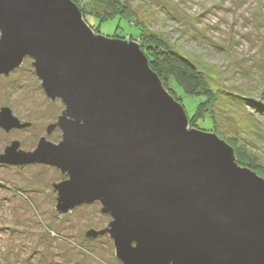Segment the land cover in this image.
<instances>
[{"label": "water", "instance_id": "95a60500", "mask_svg": "<svg viewBox=\"0 0 264 264\" xmlns=\"http://www.w3.org/2000/svg\"><path fill=\"white\" fill-rule=\"evenodd\" d=\"M32 59L44 94L64 108L31 151L0 163H46L56 208L99 201L100 231L123 264H264V179L214 132L188 123L136 41L93 31L73 0H0V73ZM0 109V127H23Z\"/></svg>", "mask_w": 264, "mask_h": 264}, {"label": "rangeland", "instance_id": "374dc122", "mask_svg": "<svg viewBox=\"0 0 264 264\" xmlns=\"http://www.w3.org/2000/svg\"><path fill=\"white\" fill-rule=\"evenodd\" d=\"M76 1L93 31L138 42L141 28L194 64L207 99L178 87L181 99L174 97L189 125L214 132L233 148L235 159L234 147L264 174V0H118L126 4L129 24L116 15L103 21L89 16L94 10L113 14L111 0ZM3 107L25 125L0 127V154L14 141L23 151L42 138L60 141L59 128H47L64 106L44 94L30 57L0 73ZM66 178L46 163L0 164V264H123L108 233L89 234L111 220L99 201L56 208L53 184Z\"/></svg>", "mask_w": 264, "mask_h": 264}, {"label": "trees", "instance_id": "16d2710c", "mask_svg": "<svg viewBox=\"0 0 264 264\" xmlns=\"http://www.w3.org/2000/svg\"><path fill=\"white\" fill-rule=\"evenodd\" d=\"M73 1L78 6L77 1ZM111 6H113V14L104 13L100 14L99 16L98 12L94 10L95 13L93 12V14L91 13L89 16L93 18L97 17L99 21H103L109 18H114V16L116 15L123 19L125 22H128V24L131 22L129 21L128 14H126V4H124V2L118 0H111ZM80 11L82 12L81 9ZM85 13L89 14L90 12ZM84 19L87 22V14H85ZM134 24L133 25L135 27L139 25L138 22ZM137 29L139 30V35L136 36L134 39L138 41L137 43L139 44V47L143 50V53L146 55L149 67L157 74V76L162 82V85L173 96V98L180 97L181 99L182 94H179V91L177 89L178 87L188 95L198 94L200 100H206V90H200L201 86L205 85V82L199 74L197 68L194 66V64H192L183 55L177 53L174 50L169 49L160 39V37H155V35L151 33H142L141 28ZM234 149L235 154H237L236 161L238 164L242 166L246 165L255 172L264 175L262 169L254 166V163H252L249 159H246L243 153H240L236 149V147H234Z\"/></svg>", "mask_w": 264, "mask_h": 264}, {"label": "flooded vegetation", "instance_id": "af4514ba", "mask_svg": "<svg viewBox=\"0 0 264 264\" xmlns=\"http://www.w3.org/2000/svg\"><path fill=\"white\" fill-rule=\"evenodd\" d=\"M1 164V163H0ZM67 176V175H66Z\"/></svg>", "mask_w": 264, "mask_h": 264}]
</instances>
